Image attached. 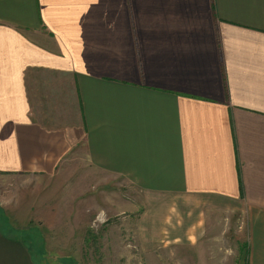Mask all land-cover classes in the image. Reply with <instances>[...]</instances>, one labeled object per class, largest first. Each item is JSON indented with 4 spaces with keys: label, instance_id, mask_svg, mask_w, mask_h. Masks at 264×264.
<instances>
[{
    "label": "crops",
    "instance_id": "0c3cea01",
    "mask_svg": "<svg viewBox=\"0 0 264 264\" xmlns=\"http://www.w3.org/2000/svg\"><path fill=\"white\" fill-rule=\"evenodd\" d=\"M69 168L170 200L194 247L240 218L264 264V0H0V264H50L12 230Z\"/></svg>",
    "mask_w": 264,
    "mask_h": 264
},
{
    "label": "rangeland",
    "instance_id": "374dc122",
    "mask_svg": "<svg viewBox=\"0 0 264 264\" xmlns=\"http://www.w3.org/2000/svg\"><path fill=\"white\" fill-rule=\"evenodd\" d=\"M87 171L69 168L62 180L70 182L46 185L41 190L45 221L32 219L28 228L12 230L36 258L41 255L50 264H248L250 234L240 218L211 219L194 247L192 239L168 223L170 200L146 199L107 174L90 178L95 184H73ZM152 243L158 248H151Z\"/></svg>",
    "mask_w": 264,
    "mask_h": 264
}]
</instances>
